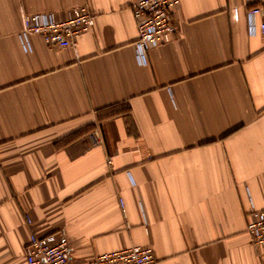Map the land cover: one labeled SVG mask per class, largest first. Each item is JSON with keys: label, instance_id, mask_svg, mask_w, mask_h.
Here are the masks:
<instances>
[{"label": "crops", "instance_id": "obj_1", "mask_svg": "<svg viewBox=\"0 0 264 264\" xmlns=\"http://www.w3.org/2000/svg\"><path fill=\"white\" fill-rule=\"evenodd\" d=\"M133 0H0V264L63 232L69 258L151 247L155 264H264L261 0H180L172 40L135 58ZM94 15L74 47L22 16Z\"/></svg>", "mask_w": 264, "mask_h": 264}, {"label": "built area", "instance_id": "obj_2", "mask_svg": "<svg viewBox=\"0 0 264 264\" xmlns=\"http://www.w3.org/2000/svg\"><path fill=\"white\" fill-rule=\"evenodd\" d=\"M262 6L252 8L248 16L262 15L260 30L264 32V0ZM180 0H133L129 10L135 21L137 38L135 58L145 63L147 53L169 43L177 32L172 11ZM94 15L86 5L74 7L68 18L58 20L54 13L24 14L20 36L36 35L48 45L74 47L76 38L92 30ZM246 233L252 246L264 247V210L251 209L247 215ZM26 264H75L69 258V245L63 232L44 237L31 235L25 247ZM90 264H155L151 247L131 246L95 256Z\"/></svg>", "mask_w": 264, "mask_h": 264}]
</instances>
